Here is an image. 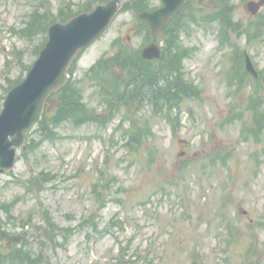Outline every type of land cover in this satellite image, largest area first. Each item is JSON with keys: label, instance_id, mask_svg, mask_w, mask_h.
Here are the masks:
<instances>
[{"label": "rangeland", "instance_id": "1", "mask_svg": "<svg viewBox=\"0 0 264 264\" xmlns=\"http://www.w3.org/2000/svg\"><path fill=\"white\" fill-rule=\"evenodd\" d=\"M104 1L0 0V109L46 40L42 29H24L38 7L70 14ZM248 2L227 0L219 13L217 0H192L195 10L155 36L139 24L137 6L160 0L120 10L72 69L84 91L82 125L67 121L57 128L63 138L42 144L35 126L27 139L37 147L20 151L13 171L0 177V264H264V6L254 16ZM221 19L232 23L229 31ZM218 31L237 53L251 54L260 77L246 75L244 59L240 67ZM150 41L163 44L162 58L140 57ZM112 55L127 60L129 71L108 68L110 61L93 82L90 67ZM235 72L245 74L237 75L240 89L226 81ZM154 76L167 80L161 111L140 99L143 79ZM85 116L108 123L85 124ZM17 234L25 240L12 245Z\"/></svg>", "mask_w": 264, "mask_h": 264}, {"label": "water", "instance_id": "2", "mask_svg": "<svg viewBox=\"0 0 264 264\" xmlns=\"http://www.w3.org/2000/svg\"><path fill=\"white\" fill-rule=\"evenodd\" d=\"M120 1L111 0L98 5L91 13L80 14L66 24L56 23L49 28L50 40L41 51L26 79L13 88L0 111V173L12 169L16 148L24 143V131L40 121L44 104L49 95L59 89L67 79V69L81 47L88 46L108 27L120 8ZM165 6L154 11H143L139 18L146 21L152 33L162 28L173 17L186 0H163ZM264 0L251 3L257 10ZM161 48L152 43L142 55L145 58L161 56ZM246 68L258 75L249 56Z\"/></svg>", "mask_w": 264, "mask_h": 264}, {"label": "trees", "instance_id": "3", "mask_svg": "<svg viewBox=\"0 0 264 264\" xmlns=\"http://www.w3.org/2000/svg\"><path fill=\"white\" fill-rule=\"evenodd\" d=\"M140 7L141 6H139V8ZM64 18L65 16L62 17V19ZM66 18H68V16ZM51 22L52 21L47 18L46 22L43 23L44 29ZM41 24L42 23H40L39 28H41ZM114 65L119 66L123 71H125L126 68H130V63L125 59L122 60V59L114 58V63L111 64V66L108 68H111ZM126 71H129V70H126ZM134 76H138V78H141L140 74H133L131 77H134ZM104 77L108 78L106 75H104ZM136 80L137 79L129 80V86L136 87L135 82H134ZM143 80H144L142 81V85H143L142 94L143 95L141 96V98L147 99L149 101L156 100V99L158 100L166 99V97L168 96L167 91L165 90L166 89L165 86H167L166 85L167 80H164V84H163V81H161L162 79H160L159 76L148 77L147 79H143ZM66 89H67V92L57 97L59 105L55 108V111L52 112L51 110L49 115L46 114L42 122L39 124L38 132L41 136V140L39 139V142H40L39 144H41L42 141L44 140L54 141L58 139L61 134L59 133L57 128L66 121H70V122H73V120L76 121L75 118L77 114L79 113L77 110H81L82 112L83 111L85 112L86 110L85 104L82 103L83 93L78 88L76 89L73 84H69V86ZM68 93H70V95L72 96L73 101L70 99ZM107 95L109 96V93H107ZM72 104L74 106H72ZM35 140H36L35 138L32 139V142L30 144L31 149L37 146V145H34ZM39 179L37 180V183ZM8 259L13 260V255H10Z\"/></svg>", "mask_w": 264, "mask_h": 264}]
</instances>
